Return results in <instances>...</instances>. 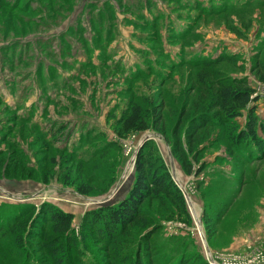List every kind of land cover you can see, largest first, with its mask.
Instances as JSON below:
<instances>
[{
  "label": "rangeland",
  "instance_id": "374dc122",
  "mask_svg": "<svg viewBox=\"0 0 264 264\" xmlns=\"http://www.w3.org/2000/svg\"><path fill=\"white\" fill-rule=\"evenodd\" d=\"M5 1L0 264L248 256L250 246L229 245L240 224L257 225L251 208L264 197V151L238 137L251 106L264 118V0H19L12 14ZM26 39L23 54L12 41ZM226 86L250 90L238 116L226 117ZM134 107L144 128L121 130ZM140 153L145 182L169 176L177 193L151 191L133 222L102 239L83 218L128 196ZM52 208L72 215L69 233L52 230Z\"/></svg>",
  "mask_w": 264,
  "mask_h": 264
},
{
  "label": "trees",
  "instance_id": "16d2710c",
  "mask_svg": "<svg viewBox=\"0 0 264 264\" xmlns=\"http://www.w3.org/2000/svg\"><path fill=\"white\" fill-rule=\"evenodd\" d=\"M15 1L17 2L14 6L11 5V3L13 2L12 0L5 1V9L6 11L8 10V12H10L11 14L14 13V10H18L17 5L19 0H15ZM36 1L37 0H35V2ZM30 5L31 3L29 2L28 5L29 9H30ZM25 21H27L29 25L42 23L45 26V28H47V24H49L46 23L42 17H37V18L30 17V18H26ZM51 38H57V37H51ZM51 38L41 37L37 40V42L38 43L40 42V44L42 42H47L49 46V42L51 41ZM12 42L16 43L17 46H19V44L22 45V47L24 48H21V52L23 51L24 54L29 47L30 40L26 39L25 41H12ZM26 62L28 63V61ZM220 95L223 99V103L227 104V106H225V108L227 109L226 117L238 116L240 112L237 108L246 106V104H248V102H250L251 100L250 90L232 89L230 86L223 87L221 89ZM255 110H256L255 105L251 106L248 109L249 113H248L247 124L243 130L240 129L238 131V137L240 134L242 138L247 139V141L250 142V147H251L249 148V150L259 151L258 155H260V152L264 151V140L262 139L264 137V118L261 119L257 117V115H255ZM143 124L144 123L140 116V108L134 107L131 114L126 119H123L121 124V130L130 131L131 129L134 128L141 130L144 128ZM263 157L264 155L261 156V159ZM137 161H138L136 164L137 177L135 179L132 188L130 189L128 196L116 205L108 204L99 207L96 210L87 212L83 218L85 223L88 221L94 228H96V226L98 227L96 230L98 231L102 239H108L110 236H112V234H115L118 225H123L133 222L138 215L139 205L143 202V200L149 195L151 191L161 190L163 192H166L170 196L173 192L177 193V190L174 191L175 186L174 185L170 186L172 184L170 177L169 176L165 177L163 174L160 175L151 174L150 178L148 179V183H146L145 179H147V176L144 171L145 161L141 153L138 155ZM167 177L169 181L168 183L166 182ZM148 184L152 186V189L149 188ZM174 198L177 199L179 203H182V197L179 193L177 194V197ZM48 210L52 222V230L57 234L65 235L69 233L71 230V223L73 219L72 215L69 212H65L63 210L56 208H52ZM219 217L220 215H216L214 217V220L216 219L218 220ZM101 223H103L104 226L99 228ZM143 259L144 256L142 257V255L140 256V254L137 253L135 256L134 264H143Z\"/></svg>",
  "mask_w": 264,
  "mask_h": 264
},
{
  "label": "crops",
  "instance_id": "0c3cea01",
  "mask_svg": "<svg viewBox=\"0 0 264 264\" xmlns=\"http://www.w3.org/2000/svg\"><path fill=\"white\" fill-rule=\"evenodd\" d=\"M12 180V179H11ZM257 225L252 228H246L247 224H240L243 227L239 229L240 233L237 239L234 242H231L229 247L233 250H236L240 245H244L247 248L249 246L253 251H257L262 248L264 244V197H262L252 208ZM243 228V229H242ZM250 243L249 245H246Z\"/></svg>",
  "mask_w": 264,
  "mask_h": 264
},
{
  "label": "built area",
  "instance_id": "2783aa9c",
  "mask_svg": "<svg viewBox=\"0 0 264 264\" xmlns=\"http://www.w3.org/2000/svg\"><path fill=\"white\" fill-rule=\"evenodd\" d=\"M224 264L238 263V264H264V244L262 248L257 251L250 250V253L245 256H228L223 259Z\"/></svg>",
  "mask_w": 264,
  "mask_h": 264
},
{
  "label": "water",
  "instance_id": "95a60500",
  "mask_svg": "<svg viewBox=\"0 0 264 264\" xmlns=\"http://www.w3.org/2000/svg\"><path fill=\"white\" fill-rule=\"evenodd\" d=\"M144 142V141H143ZM143 142L142 143H140L139 145L141 146L142 144H143Z\"/></svg>",
  "mask_w": 264,
  "mask_h": 264
}]
</instances>
